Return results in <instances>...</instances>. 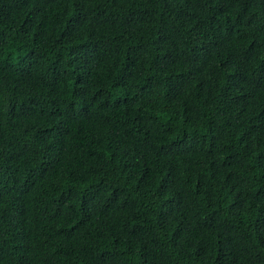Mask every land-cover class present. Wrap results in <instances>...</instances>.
Returning <instances> with one entry per match:
<instances>
[{
  "label": "trees",
  "instance_id": "1",
  "mask_svg": "<svg viewBox=\"0 0 264 264\" xmlns=\"http://www.w3.org/2000/svg\"><path fill=\"white\" fill-rule=\"evenodd\" d=\"M0 264H264V0H0Z\"/></svg>",
  "mask_w": 264,
  "mask_h": 264
}]
</instances>
